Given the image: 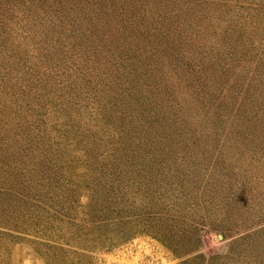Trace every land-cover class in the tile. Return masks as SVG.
Listing matches in <instances>:
<instances>
[{
    "label": "rangeland",
    "instance_id": "obj_1",
    "mask_svg": "<svg viewBox=\"0 0 264 264\" xmlns=\"http://www.w3.org/2000/svg\"><path fill=\"white\" fill-rule=\"evenodd\" d=\"M0 264H264V0H0Z\"/></svg>",
    "mask_w": 264,
    "mask_h": 264
}]
</instances>
